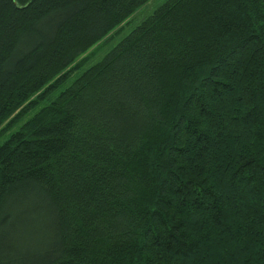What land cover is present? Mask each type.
I'll use <instances>...</instances> for the list:
<instances>
[{"label":"trees","instance_id":"1","mask_svg":"<svg viewBox=\"0 0 264 264\" xmlns=\"http://www.w3.org/2000/svg\"><path fill=\"white\" fill-rule=\"evenodd\" d=\"M149 1L0 0V264H264V0H168L92 64Z\"/></svg>","mask_w":264,"mask_h":264},{"label":"rangeland","instance_id":"2","mask_svg":"<svg viewBox=\"0 0 264 264\" xmlns=\"http://www.w3.org/2000/svg\"><path fill=\"white\" fill-rule=\"evenodd\" d=\"M168 0H150L142 8H140L134 15L131 16L129 23L122 29V31L114 37L111 41L102 45L96 52L92 64L99 61L105 54H107L114 46H116L124 37H126L142 20L152 15L160 6L165 4ZM76 75H73L68 82H72ZM30 207V202H27ZM13 207V208H12ZM13 218L16 221V231L10 236V244L17 253H29L34 251L38 242L36 231H33L35 217L32 214L22 218L18 205L12 206Z\"/></svg>","mask_w":264,"mask_h":264}]
</instances>
